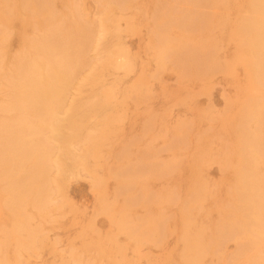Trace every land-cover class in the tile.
Here are the masks:
<instances>
[{
  "label": "bare ground",
  "instance_id": "obj_1",
  "mask_svg": "<svg viewBox=\"0 0 264 264\" xmlns=\"http://www.w3.org/2000/svg\"><path fill=\"white\" fill-rule=\"evenodd\" d=\"M135 37L140 53L127 44ZM167 73L201 89L221 75L235 90L205 135H194L200 113L172 127L139 108ZM133 115L140 135L126 131ZM201 162L223 169L220 182L197 174L176 186ZM81 179L107 232L91 222L60 250L50 233ZM46 254L58 264H264V0H0V264Z\"/></svg>",
  "mask_w": 264,
  "mask_h": 264
},
{
  "label": "rangeland",
  "instance_id": "obj_2",
  "mask_svg": "<svg viewBox=\"0 0 264 264\" xmlns=\"http://www.w3.org/2000/svg\"><path fill=\"white\" fill-rule=\"evenodd\" d=\"M94 9H96L93 6ZM128 46L133 53H140L143 51L146 42L140 41L138 37L129 39L127 41ZM136 76L133 75L128 80L132 83ZM181 81L176 74L167 73L158 82L150 86V91L153 99L150 104L142 105L139 108L143 111L153 109L156 115H164L163 126H175L184 121H191L196 113H200L205 116V120L194 132L195 137H201L205 135L212 123V118H216L221 114H226L228 107L231 105V100L235 96V90L227 82V80L217 75L210 78L203 85V89L199 87H180ZM203 91V92H202ZM202 92V93H201ZM192 93L195 97L194 101L184 100L183 104L176 101L177 95H188ZM187 104V105H186ZM140 112V111H139ZM164 127L157 129L160 132ZM128 135H140L142 131V120L139 116H134L131 122L128 123L126 130ZM155 146L159 149L161 142H156ZM211 148H217L216 145H211ZM199 152L198 144H193L185 151V160L193 163ZM163 159H168V155H162ZM197 174H202L211 184L220 182L223 175V169L217 164H210L201 162L195 171L192 173H184L178 180L176 186L186 189L189 184L195 179ZM68 199L73 210L71 215L64 221V226L54 230L50 233L52 239H57L60 242V250L66 249L68 244L75 240L80 234V228L85 227L92 222L94 227L100 232L105 234L107 232L106 225L103 223V219L96 217V196L91 188V182L88 179H81L72 183L68 188ZM103 220V221H102ZM77 236L75 237V235ZM172 245L170 246V248ZM155 257H159L162 254L154 253ZM163 256V255H162ZM36 264H58L51 255L46 254L42 260H39ZM148 264V263H143Z\"/></svg>",
  "mask_w": 264,
  "mask_h": 264
}]
</instances>
